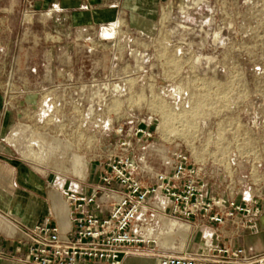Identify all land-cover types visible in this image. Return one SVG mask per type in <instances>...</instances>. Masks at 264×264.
Returning a JSON list of instances; mask_svg holds the SVG:
<instances>
[{"label": "rangeland", "instance_id": "rangeland-1", "mask_svg": "<svg viewBox=\"0 0 264 264\" xmlns=\"http://www.w3.org/2000/svg\"><path fill=\"white\" fill-rule=\"evenodd\" d=\"M185 17L193 23L204 19L207 33L199 32L194 44L143 35L135 52L139 61L128 52L102 64L95 75L83 71L77 77H51L54 64L46 62L40 78L30 71L27 79L18 68L9 79V96L35 99L25 106L28 114L62 139L61 163L63 168L76 163L78 181L92 165L104 168L127 152L137 174L154 182L158 173L172 172L177 150L188 151L193 164L204 167L212 190L241 193L247 180L261 177L264 0H201ZM122 126L129 138L124 147L117 131ZM140 126L151 128L153 136L135 134ZM95 175L89 180L96 183ZM137 226L145 230L146 224Z\"/></svg>", "mask_w": 264, "mask_h": 264}, {"label": "crops", "instance_id": "crops-1", "mask_svg": "<svg viewBox=\"0 0 264 264\" xmlns=\"http://www.w3.org/2000/svg\"><path fill=\"white\" fill-rule=\"evenodd\" d=\"M200 3L201 0L192 4L188 0H0V264H35L26 259L30 231L47 216L64 231H72L67 193L93 191L100 185L104 170H93L92 165L78 181L77 171H73L77 170L76 163L63 168L59 137L40 126L35 115L28 114L25 106L34 105L35 99L9 96V79L18 75V68L27 79L33 76L30 71L40 78L41 63L46 62L54 64L56 73L49 74L51 77H77L83 71L95 75L102 64L119 55L124 58L128 52L139 61L135 52L141 50L139 40L143 35L156 42L174 38L176 42L169 43L194 44L199 32L207 33L205 22L203 18L190 22L185 15L196 11ZM19 62L20 67L15 64ZM199 167L204 197L223 194L240 202L258 198L260 213H239L223 223L176 221L168 215L170 198L159 192L139 213L131 228L133 233L157 237L161 253L199 249L218 238L232 246H243L249 254L264 253V169L260 178L247 180L246 190L238 193L227 187L209 189L208 172ZM95 172L96 183L89 180ZM142 179L147 181V177ZM237 184L243 186L242 181ZM103 201L108 209V198ZM158 212L162 216L159 227H155ZM248 220L256 225L246 226L244 221ZM142 222L145 230H138ZM119 258L121 264H159L154 254L123 253Z\"/></svg>", "mask_w": 264, "mask_h": 264}, {"label": "built area", "instance_id": "built-area-1", "mask_svg": "<svg viewBox=\"0 0 264 264\" xmlns=\"http://www.w3.org/2000/svg\"><path fill=\"white\" fill-rule=\"evenodd\" d=\"M121 146L129 144L124 127L117 129ZM135 134L153 136L151 128L137 127ZM137 163L131 153L123 152L110 159L101 175V183L91 192L69 191L73 229L64 231L47 216L31 228L28 240V262L35 264H121L123 253L154 254L159 264H264V253L249 254L243 246H232L218 238L199 249L180 253H161L154 236L136 235L132 225L146 207L150 197L161 192L170 198L168 215L189 221L223 223L239 213L257 216L259 199L240 202L219 194L202 195L201 167L192 163L188 151L177 150L172 172H160L154 182L138 176ZM109 200L104 208L103 198ZM255 226V221H244Z\"/></svg>", "mask_w": 264, "mask_h": 264}, {"label": "bare ground", "instance_id": "bare-ground-1", "mask_svg": "<svg viewBox=\"0 0 264 264\" xmlns=\"http://www.w3.org/2000/svg\"><path fill=\"white\" fill-rule=\"evenodd\" d=\"M57 142H58V144H63V141H62V139H60V138H57Z\"/></svg>", "mask_w": 264, "mask_h": 264}]
</instances>
